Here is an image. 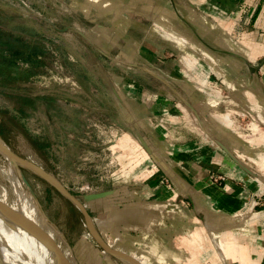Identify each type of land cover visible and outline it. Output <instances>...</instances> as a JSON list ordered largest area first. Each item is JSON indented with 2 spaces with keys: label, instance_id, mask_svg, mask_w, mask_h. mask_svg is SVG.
<instances>
[{
  "label": "crops",
  "instance_id": "crops-1",
  "mask_svg": "<svg viewBox=\"0 0 264 264\" xmlns=\"http://www.w3.org/2000/svg\"><path fill=\"white\" fill-rule=\"evenodd\" d=\"M156 2L149 8L152 23L165 20L162 23L174 29V37L136 19L132 31L125 34L115 33L118 25H95L102 30L98 42L104 46L87 38L106 52L115 47L119 61L133 67L126 85L117 86V107L130 116L131 131L115 144L117 150L131 152V163L122 165L115 187L105 191L100 226L107 228L106 233L112 226V247L117 243L120 247L116 250H148L149 257L143 252L132 254L142 264L146 257L148 264H156L154 252H162L163 264H207V260L227 264L229 259L234 264H264V228L253 236L247 222L264 217V184L253 180L252 169L240 160L238 152L246 153L247 139L232 136L230 122L226 127L214 114L225 91L229 102L244 93L251 107L257 105L254 96L264 105V0H164L159 8ZM71 7L69 11L75 13ZM101 7L107 15V6ZM174 15L177 22L167 23ZM186 112L199 119L203 132L186 125ZM231 121L235 123L232 117ZM211 173L226 179L213 183ZM253 201L258 210L244 216ZM201 214L206 219L211 215V227L185 228L187 221H199ZM228 216L240 219L220 226V219ZM179 217L187 231L178 234L179 248L195 254L190 259L183 256L184 261L178 256L184 251L171 248L172 221ZM255 239L259 244L251 245ZM96 255L100 262L110 263L108 254Z\"/></svg>",
  "mask_w": 264,
  "mask_h": 264
},
{
  "label": "rangeland",
  "instance_id": "rangeland-1",
  "mask_svg": "<svg viewBox=\"0 0 264 264\" xmlns=\"http://www.w3.org/2000/svg\"><path fill=\"white\" fill-rule=\"evenodd\" d=\"M163 1L157 0L156 8L162 6ZM69 5L75 8V13L69 11ZM101 5L107 6V15L99 9ZM153 5L155 0H0V109L17 116L21 125L15 128L10 123L12 130L7 132L8 139L1 134L0 139L14 153L43 167L73 192L89 211L95 228L103 233L107 231L100 226L106 209L105 191L115 187L117 171L131 163V152L126 150L123 153L117 150L115 144L124 132L131 131L130 116L127 111L122 113L120 106L117 107L120 97L117 86L126 85L133 67L131 62L119 61L115 47L106 52L87 38L90 36L100 44L98 39L103 33L95 25H108L110 28L111 24L118 25L115 33L125 34L132 31L131 25L136 19L143 21L147 27L155 26L162 34L166 30L175 36L174 29L167 27L165 20L160 19L165 23L157 20L152 23L150 10ZM139 7H146V10L139 12ZM167 15L173 13L168 11ZM203 15L212 20V17ZM169 18L167 23L177 22L175 15ZM198 55L201 56L202 51ZM221 94L220 97L218 95L220 101H217L218 109L214 114L221 117L224 126L227 127V122H230L228 131L232 136L247 139L246 143L243 142L246 155L238 152L243 158L240 160L252 169L253 180L263 185L264 123L260 121L263 120V100L253 95L257 105L251 107L248 94H238L230 102L227 97L229 92ZM17 107H23L25 113L21 114ZM200 119L205 123L207 121L201 116ZM185 120L188 127L203 132V126L192 112H186ZM3 167L7 170L6 177L0 174V193L2 188L6 191L3 200L9 205L21 198L10 174L22 177L35 195L48 223L60 232L62 240L57 239L60 251L64 250L66 243L71 248L73 255L64 260V264L68 261L71 264H106L98 260L96 252L106 256L107 253L97 244L83 213L73 202L34 170L18 162L7 161L0 152V169ZM257 210V207L251 210L248 205L242 214L250 216ZM204 215L198 217L199 221H187L188 227L185 228L202 227L206 230L211 227V215L207 219ZM235 218L228 216L225 221L220 219V226L224 222L226 225L240 219ZM179 220L180 217L172 221L173 250L179 248V232H187L181 227L184 221ZM249 220L253 236L255 232L259 234L264 228V217L259 221ZM108 233L110 236L115 234L112 226L108 228ZM205 240V244H211ZM251 243L256 246L259 241L255 239ZM118 244L113 247L119 249ZM179 249L184 251L178 254L183 261V256L190 259L195 255ZM147 251L136 248L127 253L143 252L149 257ZM152 254L156 264H163L162 252ZM216 256L224 259L221 253ZM108 261L109 264H126L122 257L109 254ZM228 262L234 264L232 259ZM206 263L211 264L208 260Z\"/></svg>",
  "mask_w": 264,
  "mask_h": 264
},
{
  "label": "bare ground",
  "instance_id": "bare-ground-1",
  "mask_svg": "<svg viewBox=\"0 0 264 264\" xmlns=\"http://www.w3.org/2000/svg\"><path fill=\"white\" fill-rule=\"evenodd\" d=\"M2 155L7 161L15 163L8 155ZM25 167L32 168L28 165ZM0 174L6 177L7 170L1 168ZM11 176L21 198L7 205L3 200L6 191L4 188L1 190L0 264H64V260H69L73 255L70 246L66 243L64 250L60 251L57 245V239L61 238L60 232L48 223L46 215L25 180L13 173ZM103 234L107 243L112 246L113 238L109 233ZM122 258L126 264H135L128 258Z\"/></svg>",
  "mask_w": 264,
  "mask_h": 264
},
{
  "label": "water",
  "instance_id": "water-1",
  "mask_svg": "<svg viewBox=\"0 0 264 264\" xmlns=\"http://www.w3.org/2000/svg\"><path fill=\"white\" fill-rule=\"evenodd\" d=\"M252 71L255 70V68H251ZM0 152L2 154L8 155L14 162H18L22 164L23 166L28 165L31 166L32 170H34L37 174L42 176L44 179H46L54 188H56L62 195H64L67 199H69L71 202H73L83 213L86 221L89 231L91 232L93 238L96 240L97 244L104 250L107 254L115 257H125L130 259L135 264H142L137 258H135L133 255L122 252L120 250L114 249L112 246H110L102 237L101 233L98 229L95 228L93 225V219L85 207L84 203L73 193L71 192L65 185H63L59 180H57L51 173L46 171L43 167L37 165L33 161H30L26 158H23L16 153H14L1 139H0ZM30 169V168H29ZM26 182V181H25ZM68 264H71L68 261Z\"/></svg>",
  "mask_w": 264,
  "mask_h": 264
},
{
  "label": "trees",
  "instance_id": "trees-1",
  "mask_svg": "<svg viewBox=\"0 0 264 264\" xmlns=\"http://www.w3.org/2000/svg\"><path fill=\"white\" fill-rule=\"evenodd\" d=\"M28 101V99H25ZM17 110L21 113H25V109L23 107H17ZM10 123L14 125L16 128H20L21 125L19 124V119L17 116L8 113L7 110H2L0 109V134L5 138L8 139L7 137V132L12 130V128L9 126Z\"/></svg>",
  "mask_w": 264,
  "mask_h": 264
},
{
  "label": "built area",
  "instance_id": "built-area-1",
  "mask_svg": "<svg viewBox=\"0 0 264 264\" xmlns=\"http://www.w3.org/2000/svg\"><path fill=\"white\" fill-rule=\"evenodd\" d=\"M210 179L213 183H218V182H221L223 180L226 179V177L224 175H221V174H217V173H211L210 174ZM166 184L171 187V184L168 180H165ZM254 202V203H253ZM251 204H248L250 205V209H254L256 207L255 205V201H253Z\"/></svg>",
  "mask_w": 264,
  "mask_h": 264
}]
</instances>
